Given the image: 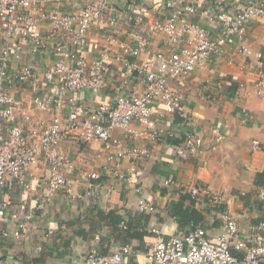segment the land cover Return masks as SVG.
Here are the masks:
<instances>
[{"label": "built area", "instance_id": "2783aa9c", "mask_svg": "<svg viewBox=\"0 0 264 264\" xmlns=\"http://www.w3.org/2000/svg\"><path fill=\"white\" fill-rule=\"evenodd\" d=\"M54 1L0 0V28L4 42L0 51V198L6 190L16 186L29 192L34 179L33 169L44 166L47 170L42 196L30 204H19L11 212L12 234L18 239L38 231L39 214L50 209L58 194L65 193L76 199L71 176L74 165L61 152L62 142L73 136L85 143L96 140L108 143L117 160L148 158L147 146L133 144L126 147L122 141L112 138V131L122 130L136 142L144 139L161 142L166 135L155 120L154 109L155 103L161 101L182 118L183 136L176 147L177 156L181 160L199 156L205 139L190 129L191 119L183 97L169 82L181 83L191 73L206 68L225 47H234L247 59L248 66L250 62L256 76V94L264 103L263 56L254 52L247 39L250 24L264 18V0H174L169 13L155 15L150 20L143 10H136L135 30L147 22L148 34L164 36V49L151 52L149 37L143 35L137 36L132 43L107 37V45L92 61L86 58L91 46L90 31L95 26L116 25L118 9L127 0H68L84 5L80 13L55 7ZM139 1L147 5L152 3L150 0ZM198 19H205L212 26H203ZM44 26L48 27L45 34L36 33L37 28ZM12 40L30 43L34 52L49 49L56 57L54 64L43 73L30 66L10 72L12 51L19 49L12 45ZM229 63L232 64V59ZM117 65L123 67L127 75L112 102H98L99 95L109 86L113 66ZM16 84H33L38 89L43 84L62 86L33 99L36 111L54 112L48 124L34 125L29 114H25L27 128L19 124L17 111L22 107V101L16 97L19 92ZM8 86L12 90L9 91ZM138 86L143 87L141 93ZM85 93L97 103L95 107H89L81 100ZM63 109H68L65 118L60 114ZM241 117L244 122L249 121L246 110L241 112ZM134 123L141 129L133 128ZM216 133L215 141L220 143L223 135ZM251 149L253 154L264 156V144L260 140H253ZM260 168L264 169V163L261 166L252 164L247 169L257 173ZM130 172L135 173L136 167ZM117 176L130 185L133 183L132 176L123 173ZM91 178L98 179V176L92 174ZM162 184L167 188L177 185L172 178ZM136 192L140 193L141 189L137 188ZM190 196L196 207L203 198L215 203L222 200V195L214 194L206 186L192 187ZM258 199L264 203V188L259 191ZM0 204L2 210L11 207L9 202L0 200ZM137 210L152 214L156 209L152 202L141 196ZM151 232L155 234V241L148 264H264V216L249 234L241 230L238 221L230 215L223 217L212 238L201 223L194 222L187 232L170 237L158 227L152 228ZM4 236L8 237L9 232ZM133 251V244L124 245L113 253H102L93 248L85 263L125 264V257ZM0 264L16 263L0 260Z\"/></svg>", "mask_w": 264, "mask_h": 264}, {"label": "crops", "instance_id": "0c3cea01", "mask_svg": "<svg viewBox=\"0 0 264 264\" xmlns=\"http://www.w3.org/2000/svg\"><path fill=\"white\" fill-rule=\"evenodd\" d=\"M150 1L152 3L147 5L143 1L127 0L118 9L116 25L93 27L87 60L92 61L99 56L107 45V37L132 43L137 36L143 35L149 37L151 52L164 49L162 34H148L147 22L135 30L137 26L133 19L136 10H143L149 20L155 15H166L172 10L174 0ZM53 6L72 13H80L84 8L81 3L68 0H55ZM198 21L203 26H212L205 19ZM36 31L45 34L48 27H40ZM247 39L254 52L261 53L264 60V18L250 24ZM12 45L19 49L12 51L10 72L30 66L43 73L56 60L49 49L34 52L30 43L19 40H12ZM3 46L0 28V51ZM229 59H232V64ZM126 75L123 67L113 66L109 86L99 95L98 102H112ZM255 78L250 62L248 66L246 58L239 55L234 47L227 46L216 60L191 73L181 83L170 80V86L183 97L191 119L190 129L205 139L202 153L189 160H181L176 154V147L183 136L182 118L161 101L154 105L155 120L166 135L161 142L145 139L136 142L122 130L112 131V138L122 141L126 147L133 144L147 146L148 158L117 160L114 149L100 140L85 143L73 136L63 141L61 152L74 165L71 176L76 199L65 193L58 194L50 209L39 214L38 231L18 239L12 234L11 212L19 204H30L42 196L47 170L44 166L33 169L34 179L29 192L20 186L6 190L0 200L9 202L11 207L2 210L0 204V260L16 264H86V256L93 248L102 253H113L124 245L133 244L134 251L125 257V264H148L155 241L152 228L158 227L167 237L187 232L189 227L181 225L175 215L178 207L198 210L203 217L201 224L211 238L216 236L223 217L227 215L234 217L245 233H252L264 216V203L258 199L259 191L264 188V169L260 168L257 173L247 169L252 164L261 166L264 163V156L253 154L251 149L253 140L264 144V103L256 94ZM15 86L19 88L16 97L22 101V107L17 111L19 124L27 128L25 114L30 115L34 125L48 124L54 112L36 111L33 99L62 86L43 84L40 89L33 84ZM8 90H12L11 86ZM138 91L141 93L143 87L138 86ZM81 100L89 107L97 104L87 93L81 95ZM243 110L249 114L248 122L242 120ZM67 113L68 109L60 112L63 118ZM140 127L133 124L136 130ZM216 132L223 135L220 143L215 141ZM132 167H136L135 173L130 172ZM120 173L132 176L133 183L130 185L120 180L117 176ZM92 174H97L98 179L91 178ZM169 178L174 179L177 185L164 187L162 183ZM97 184L100 187H92ZM194 186H206L214 194L222 195V200L215 203L203 198L200 206L196 207L190 196V189ZM137 188L141 189L140 193L136 192ZM141 196L152 202L156 209L154 213L142 214L137 210ZM5 232H9L8 237L4 236Z\"/></svg>", "mask_w": 264, "mask_h": 264}, {"label": "trees", "instance_id": "16d2710c", "mask_svg": "<svg viewBox=\"0 0 264 264\" xmlns=\"http://www.w3.org/2000/svg\"><path fill=\"white\" fill-rule=\"evenodd\" d=\"M192 203L193 205H195L194 201H192ZM197 211L198 210L196 209L182 210V208L178 207L175 211V215L179 218L181 225H187L188 227H190L193 222L202 223L203 217Z\"/></svg>", "mask_w": 264, "mask_h": 264}]
</instances>
